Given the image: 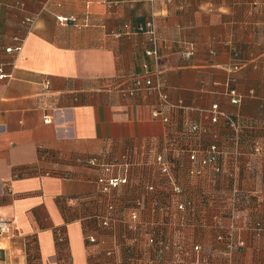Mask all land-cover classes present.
I'll use <instances>...</instances> for the list:
<instances>
[{"label": "crops", "instance_id": "obj_1", "mask_svg": "<svg viewBox=\"0 0 264 264\" xmlns=\"http://www.w3.org/2000/svg\"><path fill=\"white\" fill-rule=\"evenodd\" d=\"M26 18L34 20L30 32ZM150 20L157 26L158 58L146 55L150 36L139 32ZM19 35L22 51L6 53ZM0 61L15 75L0 81V217L14 223V234L0 237V264H128L139 254L135 246H119L109 257L108 247L87 241L88 234L113 233H97L108 203L87 159L160 151L168 135L189 124L208 130L194 146L217 143L227 152L226 172L238 161L240 200L228 174L210 170L193 181L179 171L184 194L176 198L193 201L194 208L187 216L174 203L170 212L155 211L168 192L155 172V193L132 184L116 190V222H125L137 192L147 202L141 219H193L186 236L203 245L213 264H264V232L253 228L264 218V152L253 153L256 143L264 149V0H0ZM148 73L161 77L174 103L183 100L184 108L171 112L173 129L152 114L156 94L129 98L117 89L124 78ZM215 104L243 126L238 157L226 120L209 119ZM235 213L252 225L238 221L235 242L246 244L229 251L215 239L216 225L220 219L229 228ZM178 228L172 224L174 233ZM126 229L118 230L121 238ZM160 251L143 264L197 263L192 245Z\"/></svg>", "mask_w": 264, "mask_h": 264}, {"label": "built area", "instance_id": "obj_2", "mask_svg": "<svg viewBox=\"0 0 264 264\" xmlns=\"http://www.w3.org/2000/svg\"><path fill=\"white\" fill-rule=\"evenodd\" d=\"M72 20V19H71ZM69 21L68 18H60V22ZM24 25L28 32L33 25L34 20L26 18ZM139 32L147 33L150 36L152 43L151 49L146 51V55L160 57L159 52V37L157 26L153 20L146 22L139 28ZM25 38L18 36L15 38V46L6 48V53L18 55L24 47ZM187 56L193 55V49L189 48L186 53ZM8 62L0 61V81L12 80L15 75L7 71ZM118 91L129 98H136L142 94H156L159 99V106L153 110V116L160 119L161 122L168 128H172L171 112L174 110L184 108L183 100L174 103L170 98V94L166 89L165 84L161 77L157 74H140L129 78H124L117 86ZM230 96L233 97L234 104L241 103V97L238 96L235 90H230ZM209 119L211 123L216 124L220 119L224 118L226 124L233 130L227 140L236 145V150L231 152L233 156H240V148L242 146L241 135L243 126L231 115L222 112L219 105L215 104L209 110ZM207 128L202 127L200 124H189L187 129L182 132H173L163 142V148L160 151H155L154 148H144L139 150H127L125 153L117 156L99 157L95 156L87 159V164L93 167L98 172L97 183L103 195L107 197V211L106 214L99 215L100 223L102 226L109 227L112 222H116L115 217L117 203L121 198L116 194V190L123 189L126 185L132 184L138 188V182H141V189L148 194L155 193L158 189L157 183L152 182V177L155 172H158L156 180L161 182V187L167 189L168 192L164 194L167 203L156 205L155 211L158 208H163L165 212H170L173 203L179 211L184 212L187 209L194 208V202L186 200L185 202L177 200V196L184 194V188L179 183V171L186 172L187 177L193 181H199L207 175L211 170L215 175L228 174L231 179L234 198L240 200L241 193L239 192V178L240 166L238 161L235 163L234 168L226 172L222 165V158L225 152L221 146L214 143L206 148L202 146H194L193 143L198 141L199 137L207 133ZM264 149L261 144L256 143L253 148L255 155L262 154ZM139 187V189H140ZM169 202V203H168ZM137 207H132L131 217L133 220H140L139 211L144 207L143 202L136 201ZM234 214V213H233ZM166 216V215H163ZM238 221H244L243 216L239 213L234 215L232 223L229 228H225L220 219L217 221L218 240L227 245L229 251L234 248L245 247L242 240L235 242L236 232L242 229L238 226ZM244 224V223H243ZM247 224L243 225V227ZM254 230L259 234L264 232V218L259 220L253 226ZM14 234V223L12 220H7L0 217V237H10ZM87 240L91 244H97L95 236L90 235ZM154 243V240H152ZM197 251L201 250L200 246L196 247ZM116 250L109 251L107 256L113 257ZM134 264V263H132ZM197 264V263H196Z\"/></svg>", "mask_w": 264, "mask_h": 264}, {"label": "rangeland", "instance_id": "obj_3", "mask_svg": "<svg viewBox=\"0 0 264 264\" xmlns=\"http://www.w3.org/2000/svg\"><path fill=\"white\" fill-rule=\"evenodd\" d=\"M140 185L141 182H138V188L140 187ZM140 192H142L141 187H140ZM131 199H132L131 208L137 207L136 201H140V202L142 201L145 206L147 205L145 198L142 195L138 197L137 192H135V196ZM106 211L107 208L104 209V212H102L101 215L106 214ZM116 211H118L117 207H116ZM117 215L119 216V214ZM130 215H131V211L128 210L126 216L127 218L125 222H112L111 226L105 228L104 226L101 225V223H99L100 218H98V223L96 225L97 227L92 226L93 228L96 227L97 233L100 232L102 228L106 229L105 232L113 231V233H109L108 238L105 237V234L102 233V231L100 232L101 235L100 238L99 237L97 238V234L95 235L98 242L97 244H101V247H108L105 248L107 250L106 252L113 251L114 249L117 248H121L124 246V244L129 243L131 246H135L134 248L139 254L131 255L130 258L127 260L128 264H132V263L143 264L144 259H146L148 255H150L151 259L157 257V254L161 253L160 251L161 249L166 250L170 248L171 250V247L174 245L175 246L192 245L193 252L196 254L195 259H197V264H213V261L210 258H208V256H205L203 254V249H204L203 245L199 243H194V241H191L186 236L187 233L186 229H189V226H191L186 223L188 221L190 224H192L191 222L193 221V219L185 218L184 220H182L184 222L179 221V219L144 220L141 219L139 213L140 220L136 221L133 220ZM183 215H185V213ZM183 215L181 216L183 217ZM243 218L245 219V217ZM175 222L178 223V226H180L181 228H178L177 229L178 232L175 231L174 233V231H172V224H174ZM243 223L246 224V221H243ZM168 227L171 228V230H169ZM125 228H128V230L126 229L128 233L126 235L123 234L124 238H121L120 237L121 234L119 235L118 230H121V232L123 233L125 231ZM89 236L90 234H88L87 237ZM129 236L132 237V239H129V241L126 242L125 239L129 238ZM112 238H115L114 243L111 245V241H110V246H109L108 245L109 240ZM215 239L219 241L218 236L216 234H215ZM152 240H154V243H152ZM99 241H101V243H99ZM197 246L201 247L200 251L196 250ZM235 249L238 248H234V251ZM115 263L122 264V261L117 260L115 261Z\"/></svg>", "mask_w": 264, "mask_h": 264}, {"label": "trees", "instance_id": "obj_4", "mask_svg": "<svg viewBox=\"0 0 264 264\" xmlns=\"http://www.w3.org/2000/svg\"><path fill=\"white\" fill-rule=\"evenodd\" d=\"M257 222H259V221H257ZM257 222H256V223H257ZM247 224H248V225H252V224H249V222H248V221H247Z\"/></svg>", "mask_w": 264, "mask_h": 264}]
</instances>
